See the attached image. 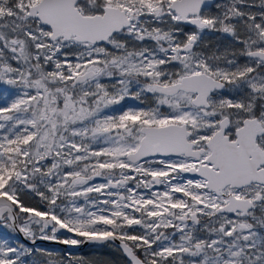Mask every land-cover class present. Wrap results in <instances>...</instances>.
<instances>
[{"label":"snow or ice","instance_id":"6c2138e0","mask_svg":"<svg viewBox=\"0 0 264 264\" xmlns=\"http://www.w3.org/2000/svg\"><path fill=\"white\" fill-rule=\"evenodd\" d=\"M209 33L229 43L209 52ZM0 83L21 89L0 105V219L33 244L264 264V0H0ZM144 93L155 106L102 114ZM33 251L0 239V264Z\"/></svg>","mask_w":264,"mask_h":264},{"label":"rangeland","instance_id":"374dc122","mask_svg":"<svg viewBox=\"0 0 264 264\" xmlns=\"http://www.w3.org/2000/svg\"><path fill=\"white\" fill-rule=\"evenodd\" d=\"M256 3H259V0H256ZM253 11H259V8L252 9ZM205 42L207 44V49L209 52L215 50L219 47L223 50L229 43V38L221 36L219 33H209L205 37ZM103 83L111 84L113 81H109L107 78L102 79ZM135 87L132 88V91H136ZM21 89L17 86L7 85L0 83V105H5L10 103L12 99L15 98L16 95L20 94ZM155 106V100L151 93H144L141 95L139 99L134 98L133 96H126L124 100H122L119 104L112 105L103 110L102 114L108 115H119L122 111L127 110L129 108H147ZM162 110H166L162 109ZM102 142L98 141L92 144L94 149H99L101 147H106ZM90 184H101L105 183V179L103 177H95ZM130 187H134V183L129 184ZM165 188V187H164ZM163 189L153 188L152 191H163ZM41 190L45 191L47 195V190L41 186ZM145 195L149 194V191L146 192L143 188L138 190ZM91 198H95L99 196L98 193L89 194ZM100 199H104L105 197L100 196ZM21 201L30 207L40 208L44 210L46 208V202L42 201L38 195L32 193L31 191H25L20 194ZM62 201L67 203L68 201L65 198L61 197L57 200L58 204H61ZM76 202L80 205H84L86 202L83 197L76 198ZM95 210V209H93ZM136 229V228H135ZM138 232L143 231L139 226L137 228ZM174 229H170L168 232H173ZM58 239H77L82 240L84 237H79L75 233H56ZM203 235V233H201ZM179 233L176 234L175 239L178 241ZM0 239H7L10 244L13 246H17L18 244H24L28 248H32L33 255L24 257L26 262H30L35 260L38 264H45L46 261H52V264H128L122 257L121 251H119L116 246L111 243H105L102 245H90L86 247L83 251L70 250L63 246L53 245V244H36L31 245L24 241H22L15 230L12 227L8 226V222L4 219H0ZM35 249L46 250L45 252H36ZM50 253L51 255H48Z\"/></svg>","mask_w":264,"mask_h":264},{"label":"water","instance_id":"95a60500","mask_svg":"<svg viewBox=\"0 0 264 264\" xmlns=\"http://www.w3.org/2000/svg\"><path fill=\"white\" fill-rule=\"evenodd\" d=\"M15 232L17 233V235L19 236V238L28 243V244H31V245H36V244H41V243H46V244H53V245H59V246H63L67 249H70V250H82L84 249L85 247H87L89 244H103L105 242H96V241H88L86 238H83L82 241H84L83 243H80V244H77V245H70V244H64V243H61V239H57V240H41V239H37L36 242L33 244L30 240L26 239L22 233H20L18 230H15ZM64 232H67L66 230H61L57 233H64ZM113 242L114 244L118 245L120 247V242L119 241H111ZM121 248V247H120Z\"/></svg>","mask_w":264,"mask_h":264},{"label":"flooded vegetation","instance_id":"af4514ba","mask_svg":"<svg viewBox=\"0 0 264 264\" xmlns=\"http://www.w3.org/2000/svg\"><path fill=\"white\" fill-rule=\"evenodd\" d=\"M155 159H167V158H165V157H155ZM154 166H158V165H154ZM186 177H188V178H192V174H184ZM173 182H175V181H173ZM130 183H132V182H130ZM165 186H163V185H156L154 188H157V189H163ZM146 192H148V190H146V189H144ZM136 228V229H135ZM137 228H138V226H133V229H129V231H133V230H135L136 232H138V230H137ZM170 229H168L167 231H169ZM83 240V239H82ZM81 240V241H82ZM105 243H111V244H113L114 246H116V248H118L119 249V251H121V255H122V257H123V259L128 263V258L125 256V254L123 253V250L118 246V245H116V244H114L113 242H111V241H107V242H105ZM105 243H103V244H105ZM93 244H95V243H93ZM93 244H89L88 246H90V245H93ZM95 245H102V244H95ZM87 246V247H88ZM86 248V247H85ZM84 248V249H85ZM84 249H82V250H79V251H83Z\"/></svg>","mask_w":264,"mask_h":264}]
</instances>
